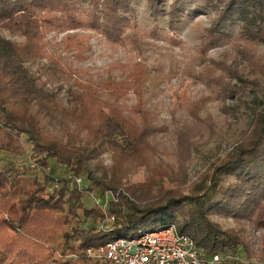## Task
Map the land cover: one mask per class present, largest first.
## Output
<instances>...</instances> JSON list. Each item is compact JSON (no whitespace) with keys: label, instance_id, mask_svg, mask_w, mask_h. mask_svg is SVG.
I'll return each mask as SVG.
<instances>
[{"label":"trees","instance_id":"obj_1","mask_svg":"<svg viewBox=\"0 0 264 264\" xmlns=\"http://www.w3.org/2000/svg\"><path fill=\"white\" fill-rule=\"evenodd\" d=\"M147 3L156 29L166 19L173 36L184 19L214 17L204 52L232 41L236 26L248 42L264 43V0ZM133 4L0 0V264H110L87 251L169 224L191 233L203 256L230 250L264 264V111L235 151L188 185L183 164L177 168L163 157L160 139L168 130L148 108L139 79L94 83L72 81L64 69L47 72L48 34L90 32L125 46L129 32L140 28ZM131 93L133 105L127 104ZM204 106L190 110L197 116ZM179 154L187 156L188 149ZM142 170L144 181L131 183ZM75 178H83L82 188ZM97 192L113 195L106 212L114 220L86 202ZM213 216L238 227L225 229ZM158 224L163 227L154 228ZM242 224L263 232L256 251Z\"/></svg>","mask_w":264,"mask_h":264},{"label":"rangeland","instance_id":"obj_2","mask_svg":"<svg viewBox=\"0 0 264 264\" xmlns=\"http://www.w3.org/2000/svg\"><path fill=\"white\" fill-rule=\"evenodd\" d=\"M133 9L138 13L140 28L129 32L125 46L96 33L52 32L46 37L48 58L43 64L49 66V75L64 69L72 74V81L139 79L148 108L155 109L161 125L168 130L160 139L166 147L167 156L163 157L177 168L183 164L190 185L235 151L264 111V43L248 42L241 36V26H236L231 31L232 41L204 52L205 30L214 17L203 14L194 20L184 19L173 36L168 33L166 19L156 29L147 0H134ZM67 39L71 42L65 43ZM51 59L57 61V66ZM136 97L131 93L127 104L133 105ZM60 98L65 101L66 94ZM200 105H205L204 109L196 116L190 109ZM23 141L27 143L26 138ZM183 148L188 149V155L181 157ZM103 157L109 165V156ZM144 178L142 170L131 178V183H141ZM99 195L87 194L86 202L94 203ZM102 199L107 201L106 197ZM212 219L225 229L238 227L231 219ZM176 226L180 228V224ZM161 227L158 224L154 228ZM242 228L256 251L263 232L246 224Z\"/></svg>","mask_w":264,"mask_h":264},{"label":"built area","instance_id":"obj_3","mask_svg":"<svg viewBox=\"0 0 264 264\" xmlns=\"http://www.w3.org/2000/svg\"><path fill=\"white\" fill-rule=\"evenodd\" d=\"M75 181L79 188L83 187V178H75ZM105 195L102 197L107 198L106 202L99 196L100 198L94 197V203L104 209L108 220H114L106 212L111 200L109 196L112 199L114 197L111 193ZM87 254L110 264H230L235 261L240 264H257L240 254H231L230 250L213 257L203 256L195 241L190 236L181 234L175 224L145 232L135 238H120L95 252L89 249Z\"/></svg>","mask_w":264,"mask_h":264}]
</instances>
